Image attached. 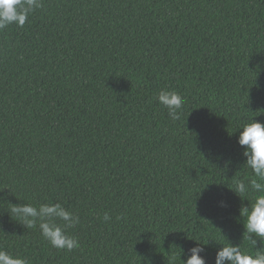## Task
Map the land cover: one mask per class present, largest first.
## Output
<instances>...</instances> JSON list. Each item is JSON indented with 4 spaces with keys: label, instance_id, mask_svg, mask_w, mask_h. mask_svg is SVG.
<instances>
[{
    "label": "trees",
    "instance_id": "16d2710c",
    "mask_svg": "<svg viewBox=\"0 0 264 264\" xmlns=\"http://www.w3.org/2000/svg\"><path fill=\"white\" fill-rule=\"evenodd\" d=\"M42 5L0 30V250L30 264H183L197 243L207 264L230 243L255 255L240 211L256 193L234 191L253 178L239 131L264 122V0ZM161 90L183 97L179 120ZM45 203L79 216L78 247L10 214Z\"/></svg>",
    "mask_w": 264,
    "mask_h": 264
},
{
    "label": "clouds",
    "instance_id": "9594fccd",
    "mask_svg": "<svg viewBox=\"0 0 264 264\" xmlns=\"http://www.w3.org/2000/svg\"><path fill=\"white\" fill-rule=\"evenodd\" d=\"M42 0H0V30L13 24L23 27L36 9L41 8ZM158 103L168 110L173 120H179L184 104L183 97L175 92L161 90L157 96ZM238 144L243 148L245 165L252 170L253 178L248 184L240 181L236 185V194L240 197L251 191L256 193L254 202L247 205L242 203L240 215L244 218L243 238L250 240L256 249L255 255L242 252L239 245L230 243L220 247L216 252L215 264H264V122L253 120L242 126L239 131ZM238 195V194H237ZM242 201L244 199L241 198ZM10 214L20 218L27 227H35L39 221V228L43 237L57 249L73 250L79 246L78 240L67 234V228L74 227L80 222L78 215L67 210L60 203H45L39 207L31 204H12ZM104 220L111 219L105 213ZM61 221L62 223H58ZM255 237V238H254ZM260 245L259 250L257 245ZM183 264H207L201 253L204 245L198 244L188 250ZM0 264H30L23 257H14L4 250H0Z\"/></svg>",
    "mask_w": 264,
    "mask_h": 264
}]
</instances>
